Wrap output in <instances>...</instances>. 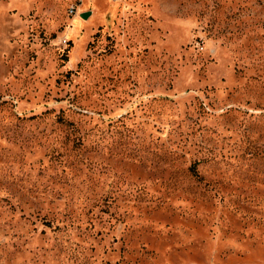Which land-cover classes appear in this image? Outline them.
Instances as JSON below:
<instances>
[{
  "label": "rangeland",
  "instance_id": "374dc122",
  "mask_svg": "<svg viewBox=\"0 0 264 264\" xmlns=\"http://www.w3.org/2000/svg\"><path fill=\"white\" fill-rule=\"evenodd\" d=\"M0 264H264V0H0Z\"/></svg>",
  "mask_w": 264,
  "mask_h": 264
},
{
  "label": "water",
  "instance_id": "95a60500",
  "mask_svg": "<svg viewBox=\"0 0 264 264\" xmlns=\"http://www.w3.org/2000/svg\"><path fill=\"white\" fill-rule=\"evenodd\" d=\"M83 16H84V17H87V16H88V13H83Z\"/></svg>",
  "mask_w": 264,
  "mask_h": 264
}]
</instances>
